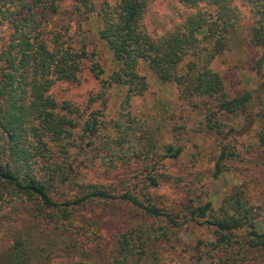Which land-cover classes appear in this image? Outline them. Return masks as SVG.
I'll list each match as a JSON object with an SVG mask.
<instances>
[{"label": "trees", "instance_id": "obj_1", "mask_svg": "<svg viewBox=\"0 0 264 264\" xmlns=\"http://www.w3.org/2000/svg\"><path fill=\"white\" fill-rule=\"evenodd\" d=\"M70 1L0 0V209L6 206L14 214L7 223L19 224L0 264H162L187 223L212 231V241L197 245L209 264H264V232L254 228L255 207L244 185L234 187L217 210L208 202L174 212L157 206L147 193L116 196L83 182L85 169L94 161L75 160L92 143H83V138L97 136L98 117L90 114L84 120L79 107L58 101L52 93L58 84L78 82L91 56L77 46V28L95 15L99 38L117 66L101 84L126 87L127 98L141 95L147 83L137 73L139 62L160 84H174L179 99L201 117L200 130L220 138L215 167L216 174L221 173L223 160L237 156L225 141L234 129L224 131L221 117L249 118L252 99L249 92L230 99L210 68L234 31L235 0H178L188 9L200 8L201 3L208 7L191 15L184 12L180 25L157 39L142 28L148 0H119L98 9L91 0ZM240 1L253 13L250 42L261 50L253 70L264 90V0ZM89 70L96 79L103 73L96 63ZM259 108L263 124L264 100ZM149 136L140 137L146 155L156 149L150 132ZM257 136L263 158L264 131ZM165 151L176 158L181 148L167 145ZM103 162L106 168L114 167L111 161ZM158 163L154 161L152 172ZM157 178L149 173L148 187L157 186ZM113 202L135 209L139 220L103 249L91 231L97 225L92 213L97 204Z\"/></svg>", "mask_w": 264, "mask_h": 264}, {"label": "rangeland", "instance_id": "obj_2", "mask_svg": "<svg viewBox=\"0 0 264 264\" xmlns=\"http://www.w3.org/2000/svg\"><path fill=\"white\" fill-rule=\"evenodd\" d=\"M91 1L98 9L103 3L114 5L119 0ZM70 2L68 0V4ZM147 5L142 28L154 39L180 25L184 12L191 15L208 7L201 3L200 8L188 9L178 0H148ZM231 6L237 19L234 31L228 36L226 50L210 68L221 78L230 99L247 92L252 99L247 107L249 118L246 115L221 117L224 131L234 129L225 141L230 142L237 156L224 159L219 174H216L215 164L221 151L220 138L200 130L201 117L179 99L176 86L160 84L146 64L139 62L137 73L147 83L141 95L127 98L126 87L105 88L101 81H109L117 66L105 42L99 38V21L93 15L80 28L76 27L79 30L77 46H82L93 60L84 62L77 83L58 84L52 93L58 101L65 100L79 107L84 120L90 114L98 117L97 136L83 138V143L89 140L92 143L75 160L94 161L85 169L83 182L102 186L116 196L130 193L142 197L147 193L157 206L174 212H185L208 202L217 210L234 187L244 185L255 207L254 228L259 233L264 232V157L256 147L257 135L264 131V123L261 124L257 116L264 90L259 89L260 80L253 70L261 50L250 42V26L254 21L251 7L240 0L233 1ZM93 63L103 71L99 79L89 70ZM149 132L156 149L146 155L140 137H150ZM74 136L79 137L77 133ZM167 145L181 148L180 154L176 158L168 157ZM103 161H111L114 167L106 168ZM154 161L159 163L152 172ZM149 173L158 177L157 186L148 187ZM4 208L0 209V256L7 252L13 231L19 226L15 220L7 223L8 217L14 214ZM92 215L97 225L91 231L96 232L103 249H108L107 244L116 234L139 220L135 209L118 202L99 203ZM177 235L178 244L163 256L162 264H209L197 245L198 241L213 240L210 229L187 223ZM54 264L64 263L54 261Z\"/></svg>", "mask_w": 264, "mask_h": 264}]
</instances>
